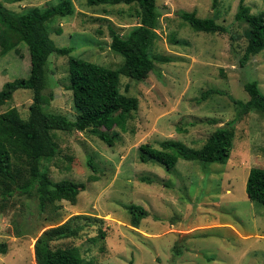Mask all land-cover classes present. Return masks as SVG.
<instances>
[{
	"label": "rangeland",
	"instance_id": "obj_1",
	"mask_svg": "<svg viewBox=\"0 0 264 264\" xmlns=\"http://www.w3.org/2000/svg\"><path fill=\"white\" fill-rule=\"evenodd\" d=\"M61 1L0 0V5L23 13ZM244 2L251 12L264 9V0ZM71 3L73 14L38 26V33L49 35L56 47L71 48L76 58L119 68L123 60L109 48V28L125 35L138 24L137 6ZM155 3L161 14L150 52L169 60H154V68L142 80L120 75V91L138 99L124 128L53 131L57 153L42 160V167L53 182L69 179L84 189L75 204L61 200L42 211L34 194L16 191L0 200V243H6L0 264H35V236L70 218L71 225L79 227L77 234L51 245L74 248L84 264H264V205L251 201L245 191L250 168H264L262 114L250 111L235 123L226 163L180 158L168 171L155 162H141L138 151L140 144L158 147L164 139L200 147L211 132L235 118L230 97L247 100L244 82L255 80L264 93V47L240 63L247 27L234 18L239 0H219L214 8L212 0ZM180 10L214 17L225 31L196 32L178 16ZM29 68L23 41L0 52V89L7 81L26 78ZM68 83V55L50 54L43 108L74 119L77 112ZM208 89L219 93L203 98ZM31 101L29 90H17L0 113L15 107L26 118ZM100 132L111 136V145L99 138ZM19 168L21 180L27 177L24 160ZM130 204L148 211L137 228L129 222ZM175 242L182 244L180 255L173 254Z\"/></svg>",
	"mask_w": 264,
	"mask_h": 264
},
{
	"label": "trees",
	"instance_id": "obj_2",
	"mask_svg": "<svg viewBox=\"0 0 264 264\" xmlns=\"http://www.w3.org/2000/svg\"><path fill=\"white\" fill-rule=\"evenodd\" d=\"M155 1L87 0L88 4L124 3L135 4L138 8V24L125 35L109 28V48L122 56L123 61L119 68H109L76 58L70 55L71 48L56 47L49 35L38 33V26L50 22L55 17L73 14L71 0H62L44 9L33 7L23 13L11 12L0 5V52L5 53L17 41H23L27 45L30 59L29 74L26 78H15L3 84L0 89V107L9 101L17 90H29L32 95L26 118H23L15 107L0 113V200L7 199L17 191L21 194H34L39 211L61 200L76 203L77 195L80 189H84V185L69 179L53 182L47 170L42 167V160H50L57 153L53 131H85L90 128L94 130L104 125L124 128L130 113L138 108V99L120 91V75L142 80L154 68V60H169L166 56L153 57L150 52L161 14ZM218 2L219 0H212V7L217 6ZM178 16L196 32L225 31L214 17H198L194 10H180ZM234 18L245 23L247 27L246 45L240 58V63L243 64L264 47V9L251 12L244 0H239ZM55 52L68 55L67 89L71 91L77 112L74 119L43 108L42 91L46 82V64L50 54ZM243 88L248 96L246 101L230 97L237 109L235 118L211 132L200 147H189L173 139L160 141L158 147L143 143L138 147L139 160L144 163L155 162L168 171L175 167L180 158L199 161L202 164L226 163L233 147L235 123L250 111L264 116V93L259 89L258 83L255 80L246 81ZM211 93L219 91L208 89L202 97L205 98ZM98 136L106 144H112L111 136L106 133L100 132ZM21 160H24L26 165L27 177L20 180ZM245 191L251 201L264 205V168H250ZM127 211L130 225L135 228L148 216V211L141 205L130 204ZM76 216L78 215L72 218ZM70 219L50 226L35 236V264H84L74 248L51 245L53 241L77 234L79 227L72 226ZM100 234L104 235L102 231ZM181 246L180 242H175L174 255L181 254ZM0 253H6L4 242L0 243Z\"/></svg>",
	"mask_w": 264,
	"mask_h": 264
}]
</instances>
